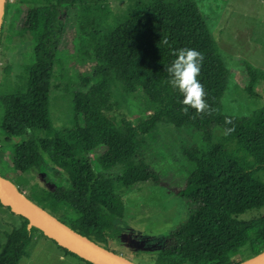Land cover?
I'll list each match as a JSON object with an SVG mask.
<instances>
[{
	"label": "trees",
	"instance_id": "trees-1",
	"mask_svg": "<svg viewBox=\"0 0 264 264\" xmlns=\"http://www.w3.org/2000/svg\"><path fill=\"white\" fill-rule=\"evenodd\" d=\"M102 2L6 0L0 50L9 42L29 39L34 42V61L23 66L18 86L8 82L10 73L0 65V175L26 197V174L69 160L76 174L69 186L43 189L26 198L52 216L63 213L59 221L94 241L91 236L101 228L114 231L116 221L124 219L126 200L121 192L161 184L154 167H160L156 158L162 153L152 149L158 125L192 129L203 134L211 148L204 154L185 150L188 177L177 195L187 205L188 216L170 233L155 264H242L238 259L246 250L259 256L264 252V213L241 216L264 208V101L245 113L225 107L230 68L195 0L139 2L106 34L92 30L80 35L81 48L95 62L93 75L83 83H94L88 91L70 95L64 112L70 128L55 127L50 96L61 64L65 13L76 5ZM180 48L203 54L198 79L206 93L204 110L182 104L183 94L169 83L167 67ZM248 73L247 91L259 98L254 86L264 82V72L248 66ZM119 84L128 95H140L151 113L136 122L117 120L112 97ZM7 152L14 156L11 167L4 162ZM20 217L22 225L7 234L0 264L29 258L28 247L37 233L65 256L95 264ZM108 233L104 240L109 245Z\"/></svg>",
	"mask_w": 264,
	"mask_h": 264
},
{
	"label": "rangeland",
	"instance_id": "rangeland-1",
	"mask_svg": "<svg viewBox=\"0 0 264 264\" xmlns=\"http://www.w3.org/2000/svg\"><path fill=\"white\" fill-rule=\"evenodd\" d=\"M195 1L220 46L224 62L230 68L229 91L223 99L225 107L240 113L251 111L264 101V82L254 86L259 98L251 97L247 91L251 82L248 66L264 72V0ZM139 2L148 3L150 0H104L97 6L92 3L76 5L65 13L66 27L59 47L61 64L50 96L51 118L58 130L70 128L64 114L70 95L88 91L94 83H83L84 79L93 75L95 62L87 49L81 48L79 36L88 35L92 30L106 34L124 22L130 8ZM33 61L34 42L29 39L9 42L0 50V65L10 73L8 82L14 86L19 85L17 77L22 73L23 66ZM112 102V114L117 120L125 117L136 122L142 114L151 113L146 101L140 95H128L122 84L114 86ZM2 135L0 132V137ZM154 140L152 149L162 153L156 158L160 167H154L162 179L161 184H148L136 192H121L126 200L124 219L116 221L114 231L103 227L91 236L99 245L116 249L134 264H155L154 258L160 249L168 245L170 233L188 216L187 205L177 195L188 177L185 150L196 149L204 154L211 148L203 134L192 129L178 130L166 123L158 125ZM13 158L7 152L5 164L11 167ZM91 158L95 163V152ZM151 159L154 158L151 156ZM25 178L28 183L24 187V195L33 198L43 189L55 190L60 186H69L76 174L70 161L64 160L58 164L47 163L40 171L26 174ZM262 213L264 208L241 218L249 219ZM54 217L62 219L63 213H54ZM22 222L19 214L0 203V252L7 242V234L19 228ZM106 233L109 234V245L104 240ZM28 253L29 258H24L20 264H86L75 257L65 256L55 243L41 233L34 237ZM253 258L254 255L246 250L238 261L244 263Z\"/></svg>",
	"mask_w": 264,
	"mask_h": 264
},
{
	"label": "water",
	"instance_id": "water-1",
	"mask_svg": "<svg viewBox=\"0 0 264 264\" xmlns=\"http://www.w3.org/2000/svg\"><path fill=\"white\" fill-rule=\"evenodd\" d=\"M6 0H0V34ZM0 202L25 217L48 238L95 264H134L65 225L23 195L0 175ZM242 264H264V252Z\"/></svg>",
	"mask_w": 264,
	"mask_h": 264
},
{
	"label": "clouds",
	"instance_id": "clouds-1",
	"mask_svg": "<svg viewBox=\"0 0 264 264\" xmlns=\"http://www.w3.org/2000/svg\"><path fill=\"white\" fill-rule=\"evenodd\" d=\"M203 54L195 48H180L175 60L167 67L170 74V85L183 94L181 101L197 111L206 109L207 103L204 87L198 75L200 73ZM187 111V108H185Z\"/></svg>",
	"mask_w": 264,
	"mask_h": 264
}]
</instances>
